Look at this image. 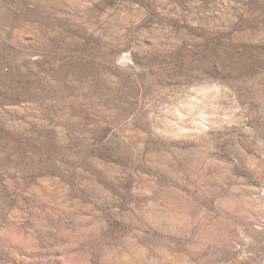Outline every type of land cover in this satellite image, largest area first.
<instances>
[{
  "label": "rangeland",
  "instance_id": "rangeland-1",
  "mask_svg": "<svg viewBox=\"0 0 264 264\" xmlns=\"http://www.w3.org/2000/svg\"><path fill=\"white\" fill-rule=\"evenodd\" d=\"M0 264H264V0H0Z\"/></svg>",
  "mask_w": 264,
  "mask_h": 264
}]
</instances>
